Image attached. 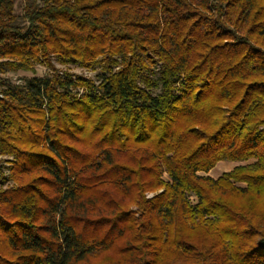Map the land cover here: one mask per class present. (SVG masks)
<instances>
[{"label": "trees", "instance_id": "1", "mask_svg": "<svg viewBox=\"0 0 264 264\" xmlns=\"http://www.w3.org/2000/svg\"><path fill=\"white\" fill-rule=\"evenodd\" d=\"M15 1L0 73L51 74L0 89V264H264V0Z\"/></svg>", "mask_w": 264, "mask_h": 264}, {"label": "rangeland", "instance_id": "2", "mask_svg": "<svg viewBox=\"0 0 264 264\" xmlns=\"http://www.w3.org/2000/svg\"><path fill=\"white\" fill-rule=\"evenodd\" d=\"M22 1L16 0L14 5V10L16 13H21L22 11ZM53 64L55 66V70L58 71V74H70L74 79L76 77L89 80L91 81L95 86H98L100 83V75L102 74V64H92L89 66L85 65H79L75 63H61L60 61L53 60ZM51 74V71L46 68L43 65H35L33 71H18V72H11V71H4L0 73V89L3 88L6 84L10 85H18L22 86L25 84L27 79H30L32 77H44ZM73 95L76 98H79L82 96V94L85 92V87L79 86L75 89L71 90ZM153 94H158L159 90H153ZM12 157L7 156H0V188L4 189L8 186L14 185L13 181L11 180V174L8 170V166H10V161H12ZM226 163V167L223 169H219L217 167L218 164ZM252 163V160L242 162V163H235V162H228L223 161L216 164V166L210 170L208 173H199L200 175L209 176L213 179H217L219 176H221L222 173L228 172L232 170L237 165H246ZM163 179L168 181V177L166 174H163ZM235 187L244 188L246 187L245 183H233ZM161 190H156L153 192H147L145 194L146 198H151L155 194L159 193ZM190 202L192 204L196 203V198L194 196L190 197ZM132 210H135V206H131Z\"/></svg>", "mask_w": 264, "mask_h": 264}, {"label": "crops", "instance_id": "3", "mask_svg": "<svg viewBox=\"0 0 264 264\" xmlns=\"http://www.w3.org/2000/svg\"><path fill=\"white\" fill-rule=\"evenodd\" d=\"M217 167H218L219 169H223L224 167H226V163L218 164Z\"/></svg>", "mask_w": 264, "mask_h": 264}]
</instances>
